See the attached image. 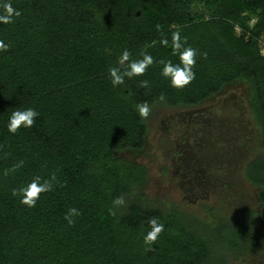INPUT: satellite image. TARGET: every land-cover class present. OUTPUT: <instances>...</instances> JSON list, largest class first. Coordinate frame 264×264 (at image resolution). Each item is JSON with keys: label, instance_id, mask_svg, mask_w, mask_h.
<instances>
[{"label": "trees", "instance_id": "16d2710c", "mask_svg": "<svg viewBox=\"0 0 264 264\" xmlns=\"http://www.w3.org/2000/svg\"><path fill=\"white\" fill-rule=\"evenodd\" d=\"M10 3L21 15L0 22V40L10 45L0 52V264H228L257 251V210L229 217L209 208L205 219L191 216L147 196L145 166L118 153L145 144L147 123L135 105L194 107L242 82L259 147L243 177L264 191V0ZM177 30L198 51L196 78L183 89L171 86L159 63H180L171 48ZM125 49L133 60L147 52L156 63L113 87L108 69ZM142 80L149 87H140ZM26 108L39 113L35 125L10 133L12 112ZM21 160L17 172L4 175ZM51 173L53 190L35 207L12 196L13 188ZM118 196L126 204L113 216L108 210ZM72 207L82 215L69 225L64 216ZM153 217L164 231L146 251Z\"/></svg>", "mask_w": 264, "mask_h": 264}, {"label": "rangeland", "instance_id": "374dc122", "mask_svg": "<svg viewBox=\"0 0 264 264\" xmlns=\"http://www.w3.org/2000/svg\"><path fill=\"white\" fill-rule=\"evenodd\" d=\"M150 108L142 149L118 153L145 166L147 196L201 219L209 208L213 216L229 217L257 208L255 192L243 177L246 161L259 153L244 83L229 84L194 107ZM251 232L257 251L228 264H264V233L257 220Z\"/></svg>", "mask_w": 264, "mask_h": 264}, {"label": "clouds", "instance_id": "9594fccd", "mask_svg": "<svg viewBox=\"0 0 264 264\" xmlns=\"http://www.w3.org/2000/svg\"><path fill=\"white\" fill-rule=\"evenodd\" d=\"M21 15L19 10L13 8L10 0H0V22L8 24L14 22V17ZM157 31H162V25H156ZM160 43L168 47L169 41L167 38H161ZM187 45V38L182 39L180 31H174L171 37L172 55H178L179 64H173L171 60H160L159 63L163 65L161 74L170 80L171 86L177 89H183L191 84L195 78L196 73L193 70L196 66V57L198 51L191 46ZM10 45L6 44L3 40H0V52H6ZM204 58L207 57V53H199ZM132 54L129 50L125 49L118 58L117 66H111L108 69L109 77L113 87L125 84V79H132L137 76H143L148 68L152 66L156 61L154 58L144 52L141 59L133 60ZM140 87L147 88L149 83L147 80L140 81ZM127 98V97H125ZM160 101H165L166 96L161 93L158 97ZM139 116L142 119H147L151 113V108L147 102H142L135 105ZM39 113L34 108H26L24 110H15L9 117L8 131L16 134L22 127L32 128L36 123V118ZM23 161H18L11 168L4 170V175L17 172L22 166ZM57 177L55 173H51L48 178H42L41 176H35L26 186L12 189V196L20 197V203L28 206L35 207L37 201L41 198V195L53 190L54 183ZM61 187L64 185L61 184ZM113 207L109 208V214L115 215L116 209L125 206L126 201L123 196L116 197L113 202ZM82 213L75 207H72L65 214L64 218L69 225L75 223L74 217L80 216ZM150 230L143 236V243L147 245L146 251H152L153 245L156 244L159 236L164 231V224L159 222L157 217H153L148 220Z\"/></svg>", "mask_w": 264, "mask_h": 264}, {"label": "water", "instance_id": "95a60500", "mask_svg": "<svg viewBox=\"0 0 264 264\" xmlns=\"http://www.w3.org/2000/svg\"><path fill=\"white\" fill-rule=\"evenodd\" d=\"M257 195H258V197H259V199L261 201L259 214H260V217H261L262 224L264 225V191L263 190L258 191Z\"/></svg>", "mask_w": 264, "mask_h": 264}, {"label": "flooded vegetation", "instance_id": "af4514ba", "mask_svg": "<svg viewBox=\"0 0 264 264\" xmlns=\"http://www.w3.org/2000/svg\"><path fill=\"white\" fill-rule=\"evenodd\" d=\"M252 188H253V187H252ZM253 190H254V188H253ZM254 192H255V196H256L257 203L259 204V205L257 206V208L255 209V210H257V212H258L257 222L260 224V226H261V228H262V232L264 233V225L262 224L261 217H260V214H259V209H260V206H261V201H260V199H259V197H258V195H257L258 191L256 192V191L254 190ZM255 252H256V251L251 252V253H249V254H254Z\"/></svg>", "mask_w": 264, "mask_h": 264}]
</instances>
